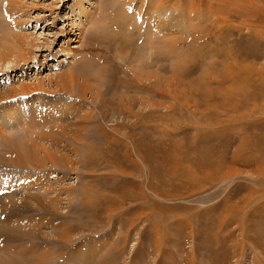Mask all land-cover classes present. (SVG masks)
Instances as JSON below:
<instances>
[{
	"label": "rangeland",
	"instance_id": "1",
	"mask_svg": "<svg viewBox=\"0 0 264 264\" xmlns=\"http://www.w3.org/2000/svg\"><path fill=\"white\" fill-rule=\"evenodd\" d=\"M10 1L0 258L264 264V0Z\"/></svg>",
	"mask_w": 264,
	"mask_h": 264
},
{
	"label": "bare ground",
	"instance_id": "2",
	"mask_svg": "<svg viewBox=\"0 0 264 264\" xmlns=\"http://www.w3.org/2000/svg\"><path fill=\"white\" fill-rule=\"evenodd\" d=\"M18 1H14V0H11L10 2H9V4L7 3V6H5V9H11V10H13L14 8H15V6H19V2L17 3ZM18 4V5H17ZM21 6V5H20ZM15 32V31H14ZM17 35V34H16ZM8 36H10V35H8ZM11 39L12 40H8V39H6V41L5 42H8V43H11V41L12 42H14L15 44H16V46H15V50L13 49V47H11V49H8V48H6L7 50H8V52H5V51H1L0 52V56H7V58H11L12 56L10 55L12 52L14 53V54H16V53H19L20 55H21V57H22V59H23V61L24 60H26L27 61V55L25 54V52H24V48H23V40L22 39H19V38H17L15 35L14 36H12L11 37ZM5 46V45H4ZM5 48V47H4ZM18 50V51H17ZM13 55V54H12ZM1 59V58H0ZM29 59V58H28ZM1 61V60H0ZM3 61V60H2ZM9 62V61H8ZM48 83H53V81L51 80V78H49L48 77ZM69 83H71L70 84V87L73 85V83L74 82H69ZM37 84H41V82L39 81L38 83H36V84H34V86H36ZM25 86V84H21L20 86H19V88H21L22 89V91L25 93V94H28L29 93V90L31 89V84H28L26 87H24ZM64 86H66V85H64ZM83 87H86V86H84V85H82ZM40 87H42V86H40ZM88 89H89V87H88ZM86 89H84L83 91H85ZM126 103H128V102H126ZM127 105V104H126ZM48 115V118H51V117H53L55 114L54 113H48L47 114ZM61 130V129H60ZM62 131V130H61ZM53 135L52 134H47V142L48 141H50V142H53V140L55 141V142H57L58 143V141H59V139H58V137H57V139H58V141L57 140H55L56 139V137L55 138H53L52 137ZM53 139V140H52ZM21 144V147L23 148L24 147V144L25 143H20ZM11 231H13V230H11ZM20 256H23L24 255V253H18ZM20 256H17V255H15V256H13V257H10V258H8V259H2V258H0V264H38V262L37 261H35V262H31L32 260H31V258H24V257H20Z\"/></svg>",
	"mask_w": 264,
	"mask_h": 264
}]
</instances>
